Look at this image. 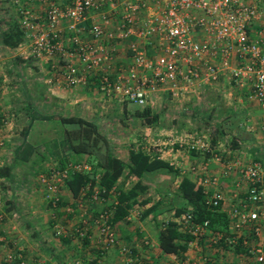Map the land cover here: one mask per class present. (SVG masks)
Wrapping results in <instances>:
<instances>
[{
	"label": "built area",
	"instance_id": "2783aa9c",
	"mask_svg": "<svg viewBox=\"0 0 264 264\" xmlns=\"http://www.w3.org/2000/svg\"><path fill=\"white\" fill-rule=\"evenodd\" d=\"M10 1L29 51L48 62V80L61 76L64 83L77 84L94 73L96 88L102 95L115 94L120 100L139 105L153 100L158 91L175 100L192 95L203 83L222 81L261 104L258 117L264 138V0ZM64 29L72 33V52L80 67L58 60V55L66 52L61 41ZM81 34H88L89 39L80 38ZM117 46L126 47L127 59L125 65L112 69L111 58ZM13 114L9 107L0 110V129L11 124ZM244 126L252 128L250 124ZM164 143H177V148L186 146L194 152L209 151L224 176L236 175V183L226 196L223 191L210 188L217 175L206 172V160L188 165L201 188L205 206L224 213V226L211 227L208 218L197 219L189 206L178 213L171 210L159 218V224L172 221L181 233L175 239L181 246L164 251L144 235L141 244L157 248L153 257L119 242L110 220L112 209L103 207L93 219L99 247L116 246L121 264H264V164L258 159L244 161L241 153L246 146L242 143L226 156L230 149L219 140L211 143V136L203 129L168 137ZM2 145L0 136V148ZM142 148L162 157L160 149ZM167 161L173 167L181 165L176 156H169ZM86 169V161L65 158L62 163L54 162L37 172L35 183L43 198L55 207L65 179L74 171ZM97 190L93 188L89 193L90 200L104 198ZM137 213L129 207L123 218L128 220ZM86 223L82 219L74 227L79 239L87 235ZM62 232L61 226H54L53 234ZM16 258L18 264H24L13 241V246L0 257V264ZM74 263L80 264V260L76 258Z\"/></svg>",
	"mask_w": 264,
	"mask_h": 264
},
{
	"label": "crops",
	"instance_id": "0c3cea01",
	"mask_svg": "<svg viewBox=\"0 0 264 264\" xmlns=\"http://www.w3.org/2000/svg\"><path fill=\"white\" fill-rule=\"evenodd\" d=\"M71 35V32L66 29L63 30L61 41L66 52L63 55H58V60L60 63L70 61L80 67V64L75 59L74 52H72L73 43L70 38ZM79 37L89 39L88 34H81ZM116 48L110 63L112 69H116L121 64L125 65V60L127 59L126 47L117 46ZM0 49L5 54L8 52L11 55V60L17 67L14 75L20 85V91L23 94L24 92L26 93V95H23L25 99L26 97L29 98V101L26 100L23 105H20L22 112L27 118L25 126L22 127L20 133L21 137L15 138L18 134L16 130L18 127L17 111L6 99L9 97V90L5 88L7 76L2 77L4 73L0 70V110H6L9 107L14 113L11 124L8 127L0 129V136L3 138V145L0 148V171L3 169L7 173V175L0 174V257L13 246L14 241L19 247V253L24 264H75L74 260L76 258L80 260V264L88 260H91L94 264H121L116 246L99 247L100 237L97 232L96 223L93 220L99 209L111 207L115 203L114 194L111 192L102 200L92 201L87 196L72 197L66 186L62 184L58 194V207H51L43 198L40 188L35 183V175L39 172L35 171L34 175L32 174V180L28 181L30 183L28 186L31 185L34 189L33 193L31 192V195L26 193L22 196L19 190L22 188L23 181H27V177L22 175L20 167L22 161L18 158L23 154V150L17 151L16 156L15 149L20 140H25L28 143L29 149L30 147L33 149L31 150L29 160L34 162V160L39 159L42 161V164L35 163L37 167L41 165L42 170L47 169L54 162H59V159L80 158V155L72 152L64 154L58 147L53 153L54 155L51 154L50 149H46V146L50 145L49 139L56 136H48L40 127L37 131L34 129L32 126L34 119L30 121V117L24 112V107L27 104L33 105L40 113L78 114L96 121L97 125L98 114L105 110L110 111V114H116V117L122 121L126 115H130L132 118L136 116L131 115V111H128L125 99L120 100L115 94L105 96L97 90V75L94 73L87 74L86 80L77 84H66L63 82L61 76L48 80V76L50 75L48 62L44 58L35 57L31 54L29 46L24 40L13 48L0 44ZM3 52H0L1 59ZM23 66H26L30 70L39 69L43 66L44 74L42 77L44 81L41 83L42 90L29 86L25 87V80L32 79L33 77L23 75L21 71ZM36 84V82H33L34 87ZM200 93L207 97V103L210 104L209 107L207 106L204 122L211 129H214L215 126L221 128L223 134L218 133L220 137L224 136V141L220 142L224 148L227 146L230 149L225 155H232L236 151V147H239V144L242 143L246 146V150L241 153L244 161L258 159L264 164V138L259 127L258 117L262 108L261 104L256 100L247 99L240 91L228 88L222 81L216 84L203 83L200 85L198 91L193 92L192 95L177 99L187 102L186 104H188L189 108L187 114L191 113L193 115L195 113L193 112L195 105L191 106L188 102H192L198 98ZM161 95L169 99L165 92L158 91L154 100ZM217 101L220 103L219 106ZM40 105L47 109L57 107L60 110L54 109L50 112H41L39 111L41 110ZM186 108L184 106L182 110ZM209 115L211 116L207 118ZM217 116L220 117L217 118ZM244 123L252 125V128L246 129ZM152 124H143L139 131L134 134V139H128L131 140L128 144L133 146L138 144L147 148L146 132L150 130ZM154 126L156 129L155 148L162 151V158L168 159L169 156H176L181 161V165L175 168L176 174L172 173L174 188L183 174L194 179V173L188 169L190 162L206 160V172L217 175V181L212 183L210 188L223 191L226 196L228 195L227 190L232 189L236 183L235 174L224 176L221 172L220 164L211 158L209 151L194 152L193 149L186 146L177 148V143H164L168 137L172 136L169 135V129H165L166 127L164 128L163 125H159L157 122H154ZM34 131L36 132L32 135ZM207 132L213 137L211 143L216 144L215 142L219 138L211 135L209 131ZM180 169L184 170L183 173L180 172ZM132 180L133 177L130 176L121 177L118 179V183L122 182L123 185H128ZM95 187L96 184L93 188ZM151 190L153 192L148 191L149 195L147 194L150 197L147 203L131 206V208L138 210L137 214L132 215L128 220L125 218L117 219L113 221V224L118 234L119 242L132 245L141 254L147 252L155 257L157 248L155 246L147 248L142 245L141 237L146 235L153 242H157L156 232L160 225L159 218L167 216L171 212V209L158 213L155 218L156 220L152 218L151 213L142 216L143 209L158 197L160 191L169 192L166 186L155 182ZM38 195H41L42 201L45 202L49 210L58 209L60 211H57L56 215L54 213L49 216L46 215L42 211L43 208H40V204H37L40 203ZM21 198L24 199L23 204H25L24 211H22L23 215H20V207L23 206L22 202L20 203L19 201ZM82 219L87 221V235L84 239H79L75 234L74 227L79 226ZM56 225L61 226L64 232L59 235L53 234V229ZM6 264H18L17 258Z\"/></svg>",
	"mask_w": 264,
	"mask_h": 264
},
{
	"label": "trees",
	"instance_id": "16d2710c",
	"mask_svg": "<svg viewBox=\"0 0 264 264\" xmlns=\"http://www.w3.org/2000/svg\"><path fill=\"white\" fill-rule=\"evenodd\" d=\"M22 41L23 32L19 28L16 16L12 17L4 27L0 26L1 45L13 48ZM24 95H26L25 92ZM28 99L26 97V100ZM24 110L30 117V121L47 119L60 123L58 135L49 139L50 145L46 146V149H50L49 151L54 155L53 153L58 147L64 154L72 152L80 155V159L89 164V169L71 173L65 179L64 185L72 197H88L95 184L99 196L106 197L112 192L115 198V203L109 207L112 209L110 218L112 222L122 219L132 205L147 203L150 200L146 194L150 186L148 175L159 173L173 177L172 175L176 174L175 168L177 167L171 166L167 159L149 154L138 144L135 146L131 144L115 145L99 129L96 121L78 114L40 113L31 104H27ZM131 115L139 117L147 123H154L159 118L160 112L146 103L134 108ZM65 124H70V126ZM214 130L222 133L218 126H215ZM26 146L28 147V143L25 140H20L17 145L18 149H15L16 156L17 151L23 150V154L18 158L22 162L30 158L31 150H33ZM116 148L122 149L123 153H117ZM64 160L65 158L59 159V162L62 163ZM0 174L7 175L3 169ZM128 176L133 177L128 185H123L122 182L118 183L119 178ZM158 194V197L143 209L142 216L151 213L152 218L155 219L156 215L163 210L171 209L172 212L178 213L184 207L189 206L197 219L208 218L211 227L222 228L225 224L224 213L220 209H209L205 206L201 200L200 186L186 174L181 175L172 192L160 191ZM57 204L58 200L56 206ZM180 235L181 233L177 231L172 221H168L162 226L159 225L156 232L158 247L164 251L174 250L181 246L175 242V239Z\"/></svg>",
	"mask_w": 264,
	"mask_h": 264
},
{
	"label": "rangeland",
	"instance_id": "374dc122",
	"mask_svg": "<svg viewBox=\"0 0 264 264\" xmlns=\"http://www.w3.org/2000/svg\"><path fill=\"white\" fill-rule=\"evenodd\" d=\"M36 4H39L36 2ZM40 5H38L39 8ZM15 13L13 11V5L10 0H0V25L5 26L12 17H15ZM0 52H3L2 49H0ZM3 57L2 59L0 58V70L4 73L2 77H6V90H9V97L6 98L8 102L11 103L13 107H15L17 114V125L18 127L16 128L17 130V135L15 138H20L21 137V131L22 127L25 126L26 123V115L22 112L21 106L23 103H25L26 99L23 97V92L20 91V85L18 81L15 79V71L17 67L13 64L11 60V55L5 54L3 52ZM39 65V64H38ZM23 75L25 76H32V79L25 80L26 84L25 87L27 88L28 86L31 88H39L42 90V85L44 79H43V74H44V69L43 66L35 69H28L26 66H23L21 69ZM33 73V74H32ZM29 82V84H27ZM33 82H36L37 84L33 85ZM37 99V98H36ZM217 99V98H215ZM36 101V100H35ZM187 102L182 101V100H172L168 99L167 97L164 96H158L156 97V100H151L148 102V104L156 110H159L160 116L157 119V124L163 125L165 129H169V135H172L174 137L180 136L183 134L185 131H194L198 130L199 128L203 129L204 131H209L211 135L214 137H218L219 141H224V136L220 137V134L216 132L214 129H211L208 125L206 126L204 122V115L206 114L207 106L209 107L210 104L207 103V97H205L202 93L199 94L198 98L193 100L192 102L189 101V105L193 106L195 105V110L193 112V115L191 113L187 114L188 104ZM218 106L220 103L217 101ZM39 105V104H38ZM37 105V106H38ZM126 105L128 107V111H132L134 108H138L141 105L134 103L133 101L126 100ZM41 106V105H40ZM185 106L186 109L182 110V108ZM190 107V106H189ZM41 112H50L51 110L58 109L57 107L55 108H44V106L40 107ZM108 108V107H107ZM206 108V109H205ZM118 116V113H117ZM215 116V114H214ZM220 117V116H219ZM217 116V118H219ZM98 125L99 129L111 139V141L115 145H121V144H128L129 141L131 140L128 139H134L135 133L139 131V129L142 127L143 124H147L144 120L139 119L138 117L132 118L130 115H126L124 120H120L116 117V114H110V111H102L100 114H98ZM66 126H70V124H65ZM32 126L34 129H37L40 127L42 130H44V133H47L48 136H57L58 135V129L60 127V123L56 120H47V119H34ZM32 128V127H31ZM34 131L32 135L36 132ZM146 132L147 135V142L149 149H155V144L154 142L155 137H156V129L154 126V123L150 127V130H147ZM224 132V131H223ZM37 135V133H36ZM171 137V136H170ZM117 153H123V150L120 148H116ZM40 163L42 164L43 162L40 160H34L32 162L31 160H26L23 161L20 165L22 169V175H25L27 178V181L24 180L23 184L21 185L22 188L19 190V192L22 194V196L26 193L31 195V192L33 193L34 189L30 185L28 181L30 179L32 180V174L35 171H40L42 170L41 165L36 164ZM34 164V165H33ZM33 165V166H32ZM34 175V174H33ZM149 181H150V187L148 189L149 192H153L151 188H153V184L155 183H161L162 185L166 186L169 189V192L174 190V182H173V177H171L168 174H159V173H154L151 175H148ZM32 189V190H30ZM26 191V192H25ZM148 191L146 194H148ZM149 195V194H148ZM40 203V208H43V212L46 213V215H51L54 213L55 215L57 214V211H60L58 209H48L47 206L45 205V202L42 201L41 195H38ZM20 203L22 202V207H20V215H23L22 211H24V199L21 198ZM19 203V204H20ZM58 207V205H57ZM46 208V209H45ZM37 212V211H36ZM34 212V213H36ZM10 217V216H9ZM17 218V217H16Z\"/></svg>",
	"mask_w": 264,
	"mask_h": 264
}]
</instances>
